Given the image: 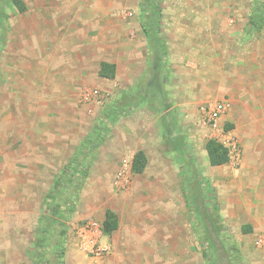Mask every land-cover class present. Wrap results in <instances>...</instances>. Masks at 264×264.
I'll use <instances>...</instances> for the list:
<instances>
[{
    "label": "rangeland",
    "instance_id": "1",
    "mask_svg": "<svg viewBox=\"0 0 264 264\" xmlns=\"http://www.w3.org/2000/svg\"><path fill=\"white\" fill-rule=\"evenodd\" d=\"M123 1L128 0H120ZM247 1L249 6L258 7L256 10L262 12V0ZM23 2L27 11L20 13L13 0H0V70L15 64L10 53L17 49L16 31L23 34L22 48L27 59L24 65H30L32 53L42 52V48H50V52L54 49L55 65L63 55L79 51L78 29L60 26L51 29L53 45L49 46L39 41L41 30L34 28L33 24L38 20V6L63 8L66 4L79 5L80 0ZM156 4L152 0H143L140 20L147 29L158 17L156 11L151 12V7ZM79 15L69 12L65 20H79ZM82 15L87 16V24H90L95 14ZM120 15L128 16L129 13ZM47 16L45 13L44 17ZM55 17H61L59 22L64 21V13H55ZM16 26L23 28L18 30ZM82 32L87 39V53L92 54L96 47L95 28L89 27ZM96 64V60L89 62V72ZM209 74L212 80L215 74L212 71ZM127 77V72H124L121 80L117 81L118 87L111 82L95 84V88L110 94V100L103 107L80 101L83 90L92 85L69 95L62 94L63 100L57 103L56 117L65 118L66 128L57 121L55 173L38 174L22 170L19 173L14 172L15 166H9L13 172L7 174L8 178L0 173V264H22L24 261L29 264L32 261L36 264H126L134 257L135 250L146 246L144 236L147 231L158 232V226L153 229L151 216L155 212L159 214V203L167 209L169 254L166 264H172V258H175L172 253L176 238L173 220L179 218L193 228L205 264H254L252 257L257 255L256 250L262 243L258 239L251 245L243 239L245 236L240 233V226L244 216L230 215L228 211L250 210L254 215L258 211V215L264 208V84L257 85L255 78H248L251 82L244 85L248 92L237 91L235 100L218 87L213 99L230 102L222 123L237 140L239 157L231 155L226 165L213 167L205 149L210 139V128L200 113V106L207 101L200 100L191 108H172L171 104L184 101V94H171L172 100L167 103L169 107H163L165 103L156 101L150 93L144 101L142 93L128 92ZM213 79H217V83L222 80L221 77ZM143 84L142 80L138 88ZM71 122L73 125H69ZM102 126L106 132L102 143L91 152L88 177L83 180L77 176L64 183V191L57 199L62 206V215L56 217L55 222L58 223L53 226V234L47 236L46 250L41 253V223L38 221L47 206L51 182L54 177L55 182L62 177L65 166L73 158L69 160V156L63 153L67 154L69 150L77 153L87 137ZM69 136L71 149L68 150ZM140 149L147 153L148 167L143 174H134L129 166L130 159ZM24 168L30 170L33 167ZM33 177L39 181L25 187ZM75 204L74 211H71ZM107 210L116 212L120 222L119 229L112 236L102 233ZM262 224L257 238L264 236ZM61 230L66 231L63 237L59 236ZM17 232L20 238L16 237ZM19 239L22 244L25 242L27 251L23 252L24 246L20 244L19 252H9L6 259L1 253L3 246L15 244ZM12 248L17 249L18 246ZM61 248H64V256L57 253Z\"/></svg>",
    "mask_w": 264,
    "mask_h": 264
},
{
    "label": "crops",
    "instance_id": "2",
    "mask_svg": "<svg viewBox=\"0 0 264 264\" xmlns=\"http://www.w3.org/2000/svg\"><path fill=\"white\" fill-rule=\"evenodd\" d=\"M80 2L79 5L66 4L63 8H53L52 5L37 7L38 20L34 21L33 27L41 30L39 41L50 46L53 43L50 30L57 26L79 30L76 32L79 51L63 55L56 65L54 49L50 52V48H42V52L38 51L37 54L33 52L30 65H24L27 59L22 48L23 34L22 31L15 32L17 49L10 53L15 64L0 70V173L5 178H8L9 172H13L9 166H15L14 172L19 173L21 170L38 174L55 173L57 121L66 128L65 118L56 117L57 103L63 100V93L69 95L86 85L96 87L95 84L109 82L118 87L117 81L127 72L128 92L142 93L144 101L150 93L156 101L165 103L163 107L168 105L169 99L172 100L171 94L183 93L184 101L173 103L170 107L191 108L200 100L216 101L213 98L218 93V87L235 100L237 91L243 94L248 92L244 89V85L251 82L248 78H255L257 85L264 84V27L251 28L250 20L255 7L249 6L247 0H152L157 4L151 7V12L156 11L158 17L148 29L155 27L153 33L160 44L149 37L144 30L147 27L140 20L143 0ZM69 12L80 14L77 16L79 20H65ZM126 12L128 16L120 15ZM45 13H48L47 17H44ZM55 13H64V21L59 22L61 17L56 18ZM87 13L95 14L90 24H87V16L82 15ZM89 27L95 28L96 47L92 54L87 53V39L82 32ZM22 28L16 26L18 30ZM91 60H96L97 64L89 72ZM102 62L117 66L115 79L99 76ZM209 71L215 74L213 78H222L220 83H217V79H209ZM142 80L144 84L138 88ZM70 124L73 125L72 122ZM68 138L69 150L71 138ZM138 151H143L147 157L145 150ZM136 152L130 159V167ZM75 154L70 150L67 154L63 153L69 156V160ZM25 166L33 168L29 170ZM38 181L33 177L25 187ZM51 183L52 190L55 177ZM159 205V214L155 212V216H151L153 229L158 226V232L147 231L144 236L146 246L142 250H135L134 257L128 259L126 264H166L169 254L167 209L162 203ZM261 211L258 215V211L255 215L250 210L228 211L230 215L246 217H243L240 226V233L245 236L243 239L251 245L258 239L262 243L257 242L261 248H257V255L252 257L254 264H264V236L257 238L260 224L264 223V208ZM173 221L176 238L172 264H205L203 251L199 250L191 225L180 218ZM16 237H21L19 232ZM24 243L19 239L15 244H6L1 253L6 257L14 250L19 252L20 244L24 246L23 252H26ZM14 246L18 248L13 249ZM241 250L247 251L248 248ZM22 264L29 263L24 261ZM30 264L36 263L32 261Z\"/></svg>",
    "mask_w": 264,
    "mask_h": 264
},
{
    "label": "trees",
    "instance_id": "3",
    "mask_svg": "<svg viewBox=\"0 0 264 264\" xmlns=\"http://www.w3.org/2000/svg\"><path fill=\"white\" fill-rule=\"evenodd\" d=\"M14 6L18 9L20 13H25L27 11V6L23 2V0H13ZM262 4H264V0H262ZM258 9V7H257ZM260 10H256L253 13V16L250 20L251 28L258 29L264 26V8L262 12H258ZM154 25L152 24V27ZM146 33H148L149 37L160 44L159 40L155 38L154 31L155 27L150 29H144ZM153 34H149V32ZM160 46V45H159ZM117 66L112 63L102 62L99 70V76L105 79H115L116 77ZM232 127V126H230ZM229 128V127H228ZM105 131H104V130ZM106 132L105 126L100 127L95 132L87 137L85 142L78 149L77 153L73 156L71 161L65 166L64 171L62 172V177L59 180H56L54 183L53 189L48 195L47 203L45 207V211L40 218L41 227L39 228L42 234L41 240H39V251L42 253L46 250L45 245L48 242V237L50 234H53V226L57 225L56 217L62 215L60 209L62 206L59 205L57 199L62 195L64 191V183L65 181H71L77 176L81 177V179H86L89 175V169L91 167V152L98 145H100L104 138V133ZM206 151L209 157V161L211 166L218 167L227 164L230 161L229 150L222 145L221 143L209 139L206 143ZM147 157L143 151H138L135 153L131 165V171L134 174H143L147 167ZM79 179V178H78ZM76 204L71 211H74ZM70 211V212H71ZM60 221V220H59ZM48 222L51 225H47ZM119 228V219L117 214L112 210H107L105 213V220L102 223V233L105 236L112 235ZM66 234L65 230H61L59 232V236L63 237ZM55 243H60V241H55ZM58 248V246H57ZM58 255L64 256L65 251L64 248H61L57 251Z\"/></svg>",
    "mask_w": 264,
    "mask_h": 264
},
{
    "label": "built area",
    "instance_id": "4",
    "mask_svg": "<svg viewBox=\"0 0 264 264\" xmlns=\"http://www.w3.org/2000/svg\"><path fill=\"white\" fill-rule=\"evenodd\" d=\"M109 100V93L95 87L86 88L80 97L82 103H90L100 107L105 106ZM229 108L230 102L227 99H223L202 104L200 106V113L203 121L210 128V139L224 145L229 150L231 158V155L239 157V150L237 140L232 136L231 131L225 129L222 123Z\"/></svg>",
    "mask_w": 264,
    "mask_h": 264
}]
</instances>
